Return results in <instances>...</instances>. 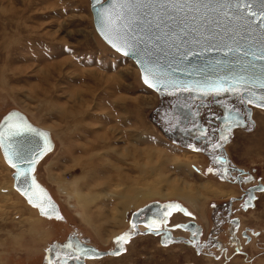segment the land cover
<instances>
[{"label": "rangeland", "instance_id": "obj_1", "mask_svg": "<svg viewBox=\"0 0 264 264\" xmlns=\"http://www.w3.org/2000/svg\"><path fill=\"white\" fill-rule=\"evenodd\" d=\"M156 105L134 63L96 34L89 0H0V117L14 108L49 131L53 147L34 174L63 217L46 218L29 206L0 154V264H43L48 245L75 232L100 250L110 248L124 231L129 204L143 192L154 194L147 201H182L204 219L206 199L223 196H214L221 181L202 172V152L172 144L151 122ZM261 110L252 108L254 126L234 129L225 149L264 181ZM183 198L202 203L196 210ZM260 200L262 209L264 195ZM178 254L137 235L123 252L89 257L88 264H179Z\"/></svg>", "mask_w": 264, "mask_h": 264}, {"label": "water", "instance_id": "obj_2", "mask_svg": "<svg viewBox=\"0 0 264 264\" xmlns=\"http://www.w3.org/2000/svg\"><path fill=\"white\" fill-rule=\"evenodd\" d=\"M89 9L96 34L129 58L141 83L156 94L151 122L171 141L186 133L194 149L225 172L223 145L234 129H252L253 107L264 109V0H89ZM186 116L191 119L177 125ZM52 147L49 132L19 110L0 117V154L11 169L13 189L39 215L63 219L34 175ZM154 203L132 216L133 227L145 222ZM133 234L123 231L105 250L68 237L50 243L42 262L84 264L83 258L116 255L126 243L117 238L128 241Z\"/></svg>", "mask_w": 264, "mask_h": 264}, {"label": "flooded vegetation", "instance_id": "obj_3", "mask_svg": "<svg viewBox=\"0 0 264 264\" xmlns=\"http://www.w3.org/2000/svg\"><path fill=\"white\" fill-rule=\"evenodd\" d=\"M258 127L260 129V125L256 123L255 128ZM214 128L217 129V126ZM170 142L186 150L198 151L194 149L193 144L195 143L189 141L186 136ZM228 142L223 145L229 161L225 172L214 162L213 158L204 154L206 166L202 168V172L205 170L211 177L221 181L218 183L221 187H216L217 192L214 196L223 195L218 199H206L204 219L199 218L182 201H147L145 198L154 194L144 192L135 197L133 202L136 203L131 202L129 207L143 203L130 211L128 207L125 214L126 226L123 230L134 233L127 242L137 235L151 239L155 247L159 249L179 251L181 256L178 254L177 260L182 259L179 260V264H264V206L262 209L259 207L260 195H264V181L260 179L256 167L237 164L227 155L225 145ZM57 189L59 192L62 191L70 201L73 200L72 195L62 185H59ZM183 200L196 210H198V203H202V199L188 201L183 198ZM174 201L179 202L181 207H176ZM154 202H157L158 206L152 207L154 210L152 209L151 215L143 219L145 222L136 223L133 227L130 223L132 216L138 213V210H147V205ZM70 203L74 208L75 204ZM138 216L144 217L143 212ZM68 237L73 241H86V244L92 245L82 233L75 232L66 238ZM114 245L112 238L110 248ZM45 251L47 254L48 249ZM91 260L92 258L89 257L83 258L84 264L90 263Z\"/></svg>", "mask_w": 264, "mask_h": 264}, {"label": "bare ground", "instance_id": "obj_4", "mask_svg": "<svg viewBox=\"0 0 264 264\" xmlns=\"http://www.w3.org/2000/svg\"><path fill=\"white\" fill-rule=\"evenodd\" d=\"M28 119V118H27ZM179 119V124H177V125H184L185 124V122H187L186 120H189V119H191V117L190 116H186L183 120L181 119V117H179L178 118ZM29 120V119H28ZM180 125V126H181ZM38 126V125H37ZM40 127V126H39ZM42 128V127H41ZM43 129H45V128H43ZM45 130H47V129H45ZM48 131V130H47ZM184 131V130H183ZM49 132V131H48ZM180 132H182V130L180 131ZM186 133H184V135H185ZM50 135V134H49ZM187 135V134H186ZM185 135V136H186ZM184 149V148H183ZM198 152V151H197ZM36 167V166H35ZM35 175V174H34ZM36 178V177H35ZM36 180H37V178H36ZM38 181V180H37ZM39 182V181H38ZM40 183V182H39ZM41 184V183H40ZM221 187V186H220ZM46 188V187H45ZM47 189V188H46ZM207 189V188H206ZM133 190V189H132ZM47 191H48V189H47ZM135 192H137V189H135L134 190V193ZM48 193H49V191H48ZM144 193V192H143ZM50 194V193H49ZM74 195L76 196V197H79V193L77 192V191H74ZM50 196H51V194H50ZM120 196V195H119ZM132 196V195H131ZM52 197V196H51ZM133 197V196H132ZM53 198V197H52ZM121 201H123L124 202V200L126 199V198H128V195H126V193L125 194H122L121 195ZM179 199H181V198H179ZM135 202V201H134ZM47 218V217H46ZM117 255V254H116Z\"/></svg>", "mask_w": 264, "mask_h": 264}, {"label": "snow or ice", "instance_id": "obj_5", "mask_svg": "<svg viewBox=\"0 0 264 264\" xmlns=\"http://www.w3.org/2000/svg\"><path fill=\"white\" fill-rule=\"evenodd\" d=\"M262 17H264V14H262ZM108 23H109V24L112 23V19H111V18H109ZM145 82H146V83L148 82L147 79L145 80ZM150 86H152V85H150ZM117 239H118V241H119V240H123L124 242H127V241L124 239V237H118Z\"/></svg>", "mask_w": 264, "mask_h": 264}]
</instances>
